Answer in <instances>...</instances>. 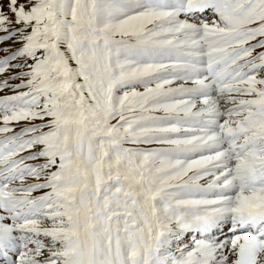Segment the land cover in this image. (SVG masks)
Returning <instances> with one entry per match:
<instances>
[{
  "label": "snow or ice",
  "instance_id": "1",
  "mask_svg": "<svg viewBox=\"0 0 264 264\" xmlns=\"http://www.w3.org/2000/svg\"><path fill=\"white\" fill-rule=\"evenodd\" d=\"M0 264H264V0H0Z\"/></svg>",
  "mask_w": 264,
  "mask_h": 264
}]
</instances>
